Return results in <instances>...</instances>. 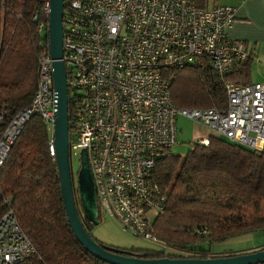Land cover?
<instances>
[{"label":"built area","instance_id":"obj_1","mask_svg":"<svg viewBox=\"0 0 264 264\" xmlns=\"http://www.w3.org/2000/svg\"><path fill=\"white\" fill-rule=\"evenodd\" d=\"M233 11L220 3L197 7L194 0H63L61 60L68 70V158L85 151L99 219H114L123 231L157 242L151 216L155 218L163 208L165 193L149 176L156 160L171 154L179 115L206 129L192 135L191 149L206 146L211 137L252 151L263 148L264 83L228 80L223 83L222 106L179 108L170 97L171 79L163 72L207 58L218 76L228 75L234 61L249 54L244 42L225 33ZM41 12L46 20H39L37 30L44 32L48 2ZM35 73L28 103L0 126V167L33 116L44 125L46 150L54 161L56 93L48 49L37 56ZM160 244L163 253L171 250ZM34 254L5 201L0 215V264H18Z\"/></svg>","mask_w":264,"mask_h":264},{"label":"trees","instance_id":"obj_2","mask_svg":"<svg viewBox=\"0 0 264 264\" xmlns=\"http://www.w3.org/2000/svg\"><path fill=\"white\" fill-rule=\"evenodd\" d=\"M45 2L0 0V126L28 103L35 89L36 58L47 52L46 31L37 30L39 20H46L41 12ZM194 2L203 8L216 4L214 0ZM250 63V54L235 60L225 77L217 75L207 58L165 69L171 79L173 105L222 106L223 83L245 84ZM46 138L40 119L31 117L0 167V215L7 201L35 249L33 256L18 264H108L84 250L68 226ZM149 179L165 193L163 208L151 230L157 242L175 250H169L167 257H191L178 252L206 257L209 253L202 248L203 243L264 230V145L260 151H252L211 137L206 146L196 145L184 156L169 154L156 160ZM81 220L88 233L90 223ZM118 249L120 254L135 258L164 256L151 249ZM225 254L233 253L211 256Z\"/></svg>","mask_w":264,"mask_h":264},{"label":"water","instance_id":"obj_3","mask_svg":"<svg viewBox=\"0 0 264 264\" xmlns=\"http://www.w3.org/2000/svg\"><path fill=\"white\" fill-rule=\"evenodd\" d=\"M47 49L51 59V75L56 93V109L53 117L54 161L59 180V191L68 226L76 241L93 257L108 264H249L264 261V248L249 252L206 257H162L142 259L120 254L119 249L97 243L86 232L81 218L90 224H98V210L92 175L86 153L80 151L79 165L74 182L79 206L74 196V184L68 158L67 85L66 70L61 60V18L63 0H47ZM162 253L163 251L160 250Z\"/></svg>","mask_w":264,"mask_h":264},{"label":"rangeland","instance_id":"obj_4","mask_svg":"<svg viewBox=\"0 0 264 264\" xmlns=\"http://www.w3.org/2000/svg\"><path fill=\"white\" fill-rule=\"evenodd\" d=\"M176 125L179 133L176 138V143L170 146L171 154L182 156L191 149L192 135L197 132H204L206 130L202 125L188 119L184 116L176 117ZM79 165V155L73 156L69 159L70 171L77 170ZM75 178V176H74ZM151 221L154 220L153 215ZM88 233L95 241L101 245L123 248V249H151L160 251L162 246L159 242H151L143 238H138L130 233L123 231L119 224L111 218H101L98 224H90ZM260 245V246H259ZM264 246V230H255L246 232L240 235L228 237L221 241L210 243H203L202 248L214 253H240L255 250L256 247ZM182 254H193L186 252H178Z\"/></svg>","mask_w":264,"mask_h":264},{"label":"crops","instance_id":"obj_5","mask_svg":"<svg viewBox=\"0 0 264 264\" xmlns=\"http://www.w3.org/2000/svg\"><path fill=\"white\" fill-rule=\"evenodd\" d=\"M214 2L231 5L234 8L232 23L225 33L230 39L244 42L249 51L251 63L247 82L264 83V0H214ZM207 253L211 254L209 251Z\"/></svg>","mask_w":264,"mask_h":264},{"label":"flooded vegetation","instance_id":"obj_6","mask_svg":"<svg viewBox=\"0 0 264 264\" xmlns=\"http://www.w3.org/2000/svg\"><path fill=\"white\" fill-rule=\"evenodd\" d=\"M71 174H72V181H73V184H74V196H75V199L77 200L76 204L79 206L78 193H77V191H76V184H75V182H74V179H75L74 176H75V174H76V171H75V173H74V172H71ZM189 255H191V257H198V256H197L198 253H196V254H189ZM208 255L211 256V254H208Z\"/></svg>","mask_w":264,"mask_h":264},{"label":"bare ground","instance_id":"obj_7","mask_svg":"<svg viewBox=\"0 0 264 264\" xmlns=\"http://www.w3.org/2000/svg\"><path fill=\"white\" fill-rule=\"evenodd\" d=\"M231 6V5H230Z\"/></svg>","mask_w":264,"mask_h":264}]
</instances>
